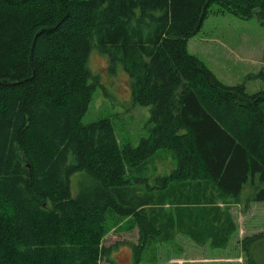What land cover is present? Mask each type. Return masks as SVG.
Segmentation results:
<instances>
[{
    "label": "trees",
    "instance_id": "obj_1",
    "mask_svg": "<svg viewBox=\"0 0 264 264\" xmlns=\"http://www.w3.org/2000/svg\"><path fill=\"white\" fill-rule=\"evenodd\" d=\"M214 4L264 26V0H0V264H101L109 218L133 216L142 240L164 234L142 213L157 210L151 197L128 191L161 148L179 159L164 183L208 179L235 201L251 185L249 200L264 202V88L224 83L189 51ZM95 45L123 62L135 101L150 106L136 146L120 147L109 117L83 122ZM241 244L244 264H264V231Z\"/></svg>",
    "mask_w": 264,
    "mask_h": 264
},
{
    "label": "rangeland",
    "instance_id": "obj_2",
    "mask_svg": "<svg viewBox=\"0 0 264 264\" xmlns=\"http://www.w3.org/2000/svg\"><path fill=\"white\" fill-rule=\"evenodd\" d=\"M221 5L214 4L209 17L204 22L202 29L189 39V51L202 59L207 66L224 82L237 84L247 80L248 92H255L264 88V75L246 79L244 66L236 55L228 47H236L245 43L256 47L264 43V26L257 17L241 19L231 12H219ZM238 49V48H236ZM264 62V61H263ZM88 65L92 73L97 77V87L94 90L92 101L87 112L84 114L85 124L94 122L103 117H109L114 125L118 143L121 148L126 143L134 146L138 145L142 139L149 134L147 122L150 119L151 111L149 105L136 102L132 91V76L126 69L123 62L112 61L110 55L95 45L90 53ZM250 69V68H249ZM264 73V64L257 68H251L249 73ZM179 159L175 150L171 148H161L148 159L146 172L151 175L158 173H168L173 171L178 165ZM136 177L144 172L134 170ZM156 180V177L152 180ZM83 176L76 173L72 176V192L76 195L79 192ZM150 204L163 206V202L169 204L176 201L170 197H151ZM173 201V202H172ZM131 205V204H129ZM263 206V205H262ZM256 212L248 215L254 219L251 222H264V211L255 207ZM109 218L107 222L108 232L104 238V245L108 246L109 252L106 259L101 264H213L225 261L244 264V260H206L191 262L186 261L187 256L193 255L191 250L184 245L181 249V238L175 241L165 235L153 234L142 240L138 235V228L134 229L131 221L123 228ZM264 225V223H262ZM128 226V227H127ZM129 231L128 237L123 239L121 231ZM176 242V243H173ZM143 247L140 249V244ZM108 258V259H107Z\"/></svg>",
    "mask_w": 264,
    "mask_h": 264
},
{
    "label": "crops",
    "instance_id": "obj_3",
    "mask_svg": "<svg viewBox=\"0 0 264 264\" xmlns=\"http://www.w3.org/2000/svg\"><path fill=\"white\" fill-rule=\"evenodd\" d=\"M228 48L236 55V59L246 66L243 71L245 74L251 68L254 69L259 67L261 63L264 64L262 58L264 43L257 47L245 43ZM147 162L148 160L146 164L140 166V170L144 173L135 178L137 183L131 185L128 191L133 194V198L148 199L164 196L176 200L174 204L172 203L168 207L166 205L169 203L163 206L154 204L157 210L145 205V210L143 208L142 213L146 215L147 220L151 221L154 220V216H158V226L165 230L162 234L165 237L171 236L170 239L174 241L181 238V240L179 239L181 249H184V245H186L193 253V255L186 257V261L244 260V256L247 259V254L242 248V239L245 236L264 231L262 224L264 222L261 219L259 222H251L254 217H248L249 214L257 211L254 209L255 207L264 211V202L249 200V195L253 189L251 185L244 188L241 193V200L235 201L229 196H224L213 181L208 179L200 178L187 182L172 180L166 184L161 178L171 174L178 165L167 174L160 170L151 175L146 172ZM155 177L156 180H153ZM150 179L154 183H151ZM131 220V223L135 221L133 216L124 218L118 227L123 228ZM135 228H138V235L141 236L140 227L137 225ZM129 233V231L124 230L120 234L125 239ZM227 237L230 238L229 241ZM217 244H221V246L214 248Z\"/></svg>",
    "mask_w": 264,
    "mask_h": 264
}]
</instances>
